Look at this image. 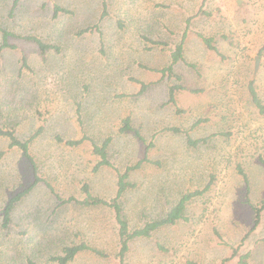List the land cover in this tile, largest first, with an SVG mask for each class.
<instances>
[{
	"label": "rangeland",
	"instance_id": "374dc122",
	"mask_svg": "<svg viewBox=\"0 0 264 264\" xmlns=\"http://www.w3.org/2000/svg\"><path fill=\"white\" fill-rule=\"evenodd\" d=\"M13 2L0 0V26L14 34L9 42L15 46L0 51V127L14 129L21 139L43 127L30 147L38 175L63 198L82 197L83 183L93 194L111 198L115 172L108 167L93 170L96 157L89 143L67 148L54 136L77 139L86 134L100 142L110 135L109 159L122 169L144 152V143L132 133L117 132L128 116L145 144L153 143L149 158L160 163L131 174L137 186L124 198L131 226L162 217L183 192L201 189L211 178L212 183L187 203L189 221L133 241L126 263L216 264L230 255V246L239 243L251 222L246 200L264 202V165L258 159L264 155V114L247 91L254 77L264 105V0H206L207 15L190 21L184 57L196 67H175L186 88L176 93L180 113L166 103L167 82L159 69L169 63L170 47L179 41L186 19L201 0H106L102 19V0H19L16 6ZM53 4L71 13L54 16ZM96 24L100 33H77ZM196 32L218 38L226 59L208 52ZM30 35L57 45L59 51L40 53L25 39ZM139 82L148 84L140 94ZM199 118L205 120L193 126ZM168 126L189 130L193 138L227 135L217 134L191 147L184 135L161 131ZM6 146L7 140L0 137V151H5L0 157V264H27L28 259L53 264L49 256L81 241L115 252L116 232L108 211L74 204L58 207L42 183L13 208L8 226L1 225L10 196L33 181L29 162L19 150ZM237 165L247 173L248 191ZM263 237L264 212L242 245L241 252L250 254L248 264H264ZM157 243L168 251H158ZM69 264L117 263L81 252Z\"/></svg>",
	"mask_w": 264,
	"mask_h": 264
},
{
	"label": "trees",
	"instance_id": "16d2710c",
	"mask_svg": "<svg viewBox=\"0 0 264 264\" xmlns=\"http://www.w3.org/2000/svg\"><path fill=\"white\" fill-rule=\"evenodd\" d=\"M19 0H14L13 6H16ZM206 4V0H201L197 11L194 15L188 17L185 21V30L181 35L178 42L174 43L173 46L170 47L169 51V63L159 69V73L161 79L166 80L167 82V94H166V103L175 106V112L180 113L182 110L176 106V93L186 89L184 85L181 83L183 77L180 72H178L175 67L177 65H183L185 67L195 68L196 66L186 60L184 57V47H185V39L186 32L189 28L190 21L196 16L207 15V12L204 8ZM102 12L100 14V19L106 16V0H102ZM53 14L54 16L61 13H71L65 7H62L58 4H53ZM93 32L97 31L100 33V29L98 25L87 26L85 28L80 29L77 33L82 34L84 32ZM197 37L202 42L203 46L207 49L208 52L213 53L218 56L221 60L226 59L224 53L218 47V38L211 35H204L200 32L195 33ZM10 31L0 26V51L5 48H14V44L9 42V37L13 36ZM224 37V36H222ZM25 39L32 41L39 49L40 53H45L47 50H55L59 51V47L55 44H49L42 41L37 36H26ZM225 39V37H224ZM148 41L155 45L163 46L166 43L160 40H151ZM22 65H26L25 58H21ZM198 71V70H197ZM141 87L139 90V94L142 93L146 88V83L139 82ZM192 92H198L199 89H191ZM247 91L250 96L252 104L257 108L260 114H264V105L262 104L256 89H255V79L251 77L247 83ZM77 120L79 125L82 124L80 118V105L77 104ZM204 118H199L193 126L204 121ZM163 132H169L172 134H182L185 137L186 144L191 147H195L199 144L206 143L210 137L219 135H227L225 132L214 133L211 136L204 138H193L189 130L181 129L177 126H168L161 129ZM43 132V127H38L28 138L21 139L17 136L14 129L10 128H2L0 127V137L5 138L7 140V149H17L21 152V155L29 162L30 167L33 173V181L32 183L24 187L22 190L15 192L10 196L8 201L5 203L2 209V223L4 227H7L10 223V213L13 208L21 201V199L26 196V194L37 184L42 183L53 195L56 206L60 207L65 204H74L82 208L86 209H102L103 211H108L113 219L114 229L116 234V244H115V252L107 253L104 250L99 249L98 247L89 245L85 241H81L79 243L69 244L62 247L61 251L56 255L49 256V261L53 264H69L75 260L76 256L81 252H90L91 254L97 256L101 259H109L112 258L116 261L117 264H127L126 258L130 251L131 243L138 239H146L152 236V234L162 228L170 227L178 222H187L189 221V217L185 213V209L187 203L192 201L195 198L202 196L211 186L212 178L210 182H208L203 188H197L194 190H190L187 192H183L178 200L174 203V205L160 218L157 219H149L143 222L140 225L131 226L125 211H124V198L126 194L132 190H134L137 186L135 182L131 180V174L142 168L145 165H156L160 166L159 161L151 160L148 156V152L150 148L153 146V143H146L145 138L141 134L139 129L132 127L131 120L128 116L124 117L117 129L118 133H132L136 139H138L142 144L144 143V152L143 157L140 158L136 163L129 164L124 166L122 169L116 167L108 155V147L112 142V136L108 135L103 138L100 142L96 141L94 138L89 135L83 134L80 138L71 139L65 138L60 134H56L54 139L56 143L61 144L67 148H75L84 142H88L91 148V153L96 157V163L94 165L93 170H99L102 167H108L115 172V192L114 195L109 198H103L101 196L95 195L92 193L91 188L88 183H83L80 187V191L82 193V197L77 198L75 196H69L63 198L54 187L51 185L48 180L42 178L38 175V168L35 164L33 156L30 151L31 144L33 141ZM5 151H0V157ZM259 162L264 165V155H259ZM236 172L240 175L242 180L247 186L248 191V176L245 172L244 168L241 165L236 166ZM251 212L252 218L248 229L246 230L243 237L240 239L239 243L235 246L231 247L230 255L224 257L216 264H227L235 262L236 264H248L249 263V252H241L242 245L244 241L249 237V235L258 227L261 222L262 214L264 212V202L251 203L248 199L246 200ZM217 233V232H216ZM218 234V233H217ZM219 235V234H218ZM260 241L264 243V237L260 238ZM157 249L160 252H167L168 249L157 243ZM232 261V262H231ZM27 264H39L34 262L31 259L27 260ZM193 264V263H192Z\"/></svg>",
	"mask_w": 264,
	"mask_h": 264
}]
</instances>
